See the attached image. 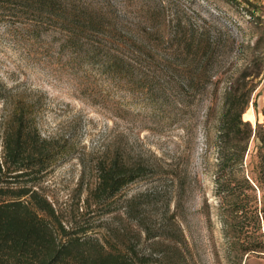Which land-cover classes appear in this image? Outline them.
<instances>
[{
	"label": "rangeland",
	"instance_id": "rangeland-1",
	"mask_svg": "<svg viewBox=\"0 0 264 264\" xmlns=\"http://www.w3.org/2000/svg\"><path fill=\"white\" fill-rule=\"evenodd\" d=\"M111 1L119 22L156 49L161 65L178 62L172 50H165L173 47L166 39L176 24L197 30L203 43L217 48L207 73L212 82L188 88L186 78L176 76L159 99L130 93L97 67L79 65L62 53L63 34L53 20L11 3L0 8V90L5 97L0 98V157L2 123L15 96H26L37 105L42 136L69 151L36 185L67 226L90 228L89 235L108 249L125 252L135 246L157 259L151 264H163L160 253L172 252L170 237L181 239L179 264H264V250H235L228 206L216 184L220 120L231 106L248 99L243 120L251 123L253 135L235 176L254 188L247 193L258 222L250 220V228L259 227L256 240H264V184L258 182L264 147L257 138L264 131V0ZM152 25L163 36L146 42L141 34ZM118 153L132 163L144 160L153 171L106 204L88 209L99 163ZM140 221L154 233L166 230L172 236L149 240Z\"/></svg>",
	"mask_w": 264,
	"mask_h": 264
},
{
	"label": "trees",
	"instance_id": "trees-1",
	"mask_svg": "<svg viewBox=\"0 0 264 264\" xmlns=\"http://www.w3.org/2000/svg\"><path fill=\"white\" fill-rule=\"evenodd\" d=\"M11 3L24 7L27 14L33 12L37 18L53 20L63 34L60 44L62 53L68 52L79 65L89 63L97 67L101 74L125 85L130 93L141 92L151 99H159L160 95L165 94L164 87L176 76L185 77L191 84L186 85L188 88L194 82L203 88L212 82L207 73L217 48L211 42L203 43L198 31L190 29L183 22L175 25L173 35L162 38L173 42V49H165L172 50L173 59L185 61L161 65L156 49L140 41V34L135 35L119 22L118 11L111 0H0V8H6L4 6ZM154 29L153 25L149 26L141 34L146 42H151L160 34ZM192 66L195 70L190 71ZM199 67H202L201 71ZM0 98H5L1 90ZM248 104L249 100L246 99L242 104L231 106L220 120V163L216 173L217 190L222 203L228 206V216L232 221L230 226L236 234L233 236V246L243 254L264 250V240L258 241L255 237L259 227L250 228V220L258 222V215H255L251 197L247 193L254 188L245 177L238 181L235 176L243 165L253 135L251 123L243 120ZM36 107L35 103L26 100V96H15L12 110L2 123L0 264L155 262L157 259L153 255L140 253L135 246H128L125 252L115 249L117 247L108 249L107 243L89 235L90 228L75 227L71 223L70 227L67 226L62 214L36 188L52 165L69 152L66 146L42 136L37 124ZM263 132L260 130L257 138L264 147ZM259 169L262 177L258 182L262 185L264 157ZM152 171L144 160L132 163L123 153L99 163L97 181L86 199L87 208L93 204H106ZM179 188H185V184L180 183ZM136 200L134 198L130 203ZM140 222L149 240L156 236H172L166 230L154 233ZM170 238L172 252H161L158 260L163 264H179L178 260L183 256L179 247L181 239Z\"/></svg>",
	"mask_w": 264,
	"mask_h": 264
}]
</instances>
